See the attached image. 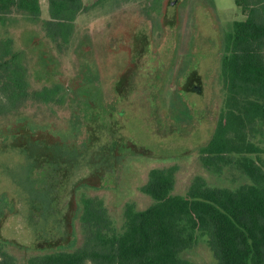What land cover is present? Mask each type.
<instances>
[{
	"label": "rangeland",
	"instance_id": "1",
	"mask_svg": "<svg viewBox=\"0 0 264 264\" xmlns=\"http://www.w3.org/2000/svg\"><path fill=\"white\" fill-rule=\"evenodd\" d=\"M83 3L62 52L40 22L0 24L24 52L30 89L58 84L63 99H29L0 116V242L16 264L81 245L82 195L100 198L119 232L126 203L141 211L153 202L139 190L153 167H178L172 194L196 174L211 187L251 182L235 163L207 171L197 153L222 103V35L245 17L233 0ZM40 7L46 19V0ZM253 135L259 152L249 157L264 162V125ZM181 256L217 264L205 237Z\"/></svg>",
	"mask_w": 264,
	"mask_h": 264
},
{
	"label": "trees",
	"instance_id": "2",
	"mask_svg": "<svg viewBox=\"0 0 264 264\" xmlns=\"http://www.w3.org/2000/svg\"><path fill=\"white\" fill-rule=\"evenodd\" d=\"M100 1V0H97ZM0 0V24L15 15L40 22L59 52L66 49L77 16L87 11L83 0ZM245 16L232 22L221 39L218 84L222 103L214 130L197 150L207 171L220 173L235 163L251 181L236 188L211 187L194 175L184 195L172 194L178 167H153L139 190L153 202L136 211L124 205L118 232L102 200L80 197L78 221L82 242L71 252L33 255L26 264H188L182 252L205 237L217 264H264V162L249 157L258 148L251 136L264 125V0H233ZM22 50L10 36L0 37V116L23 107L29 99L61 102L58 84L30 89ZM0 264H16L0 242Z\"/></svg>",
	"mask_w": 264,
	"mask_h": 264
},
{
	"label": "crops",
	"instance_id": "3",
	"mask_svg": "<svg viewBox=\"0 0 264 264\" xmlns=\"http://www.w3.org/2000/svg\"><path fill=\"white\" fill-rule=\"evenodd\" d=\"M208 138H210V136L208 137ZM208 138H207V140H208ZM196 175H200V174H196ZM192 179V178H191ZM190 184V183H189ZM174 186H175V183H174ZM188 188V187H187ZM186 193V192H185ZM179 195H181V194H179ZM184 195V194H183Z\"/></svg>",
	"mask_w": 264,
	"mask_h": 264
}]
</instances>
